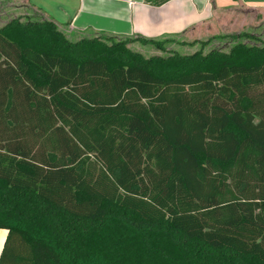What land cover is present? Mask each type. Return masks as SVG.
I'll return each instance as SVG.
<instances>
[{
	"label": "trees",
	"instance_id": "16d2710c",
	"mask_svg": "<svg viewBox=\"0 0 264 264\" xmlns=\"http://www.w3.org/2000/svg\"><path fill=\"white\" fill-rule=\"evenodd\" d=\"M33 13L0 27V264H264V45L145 57Z\"/></svg>",
	"mask_w": 264,
	"mask_h": 264
},
{
	"label": "crops",
	"instance_id": "0c3cea01",
	"mask_svg": "<svg viewBox=\"0 0 264 264\" xmlns=\"http://www.w3.org/2000/svg\"><path fill=\"white\" fill-rule=\"evenodd\" d=\"M33 11L53 19L68 37L105 34L164 40L210 32L215 22L238 12L264 13V0H171L153 6L146 0H25ZM8 231L0 230V257Z\"/></svg>",
	"mask_w": 264,
	"mask_h": 264
},
{
	"label": "rangeland",
	"instance_id": "374dc122",
	"mask_svg": "<svg viewBox=\"0 0 264 264\" xmlns=\"http://www.w3.org/2000/svg\"><path fill=\"white\" fill-rule=\"evenodd\" d=\"M33 16V10L25 0H0V27L12 18ZM163 50L152 45L133 42L130 47L145 57L171 54L193 55L213 51L228 53L236 44L264 45V13H230L215 22V29L193 32L182 37L167 38Z\"/></svg>",
	"mask_w": 264,
	"mask_h": 264
}]
</instances>
